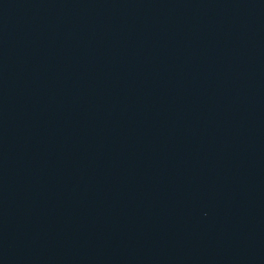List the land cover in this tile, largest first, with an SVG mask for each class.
Masks as SVG:
<instances>
[{
  "label": "water",
  "instance_id": "1",
  "mask_svg": "<svg viewBox=\"0 0 264 264\" xmlns=\"http://www.w3.org/2000/svg\"><path fill=\"white\" fill-rule=\"evenodd\" d=\"M0 264H264V0H0Z\"/></svg>",
  "mask_w": 264,
  "mask_h": 264
}]
</instances>
